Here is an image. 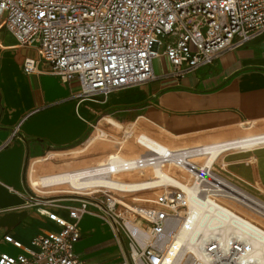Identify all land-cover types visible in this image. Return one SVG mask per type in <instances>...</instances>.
I'll use <instances>...</instances> for the list:
<instances>
[{
	"label": "built area",
	"instance_id": "obj_1",
	"mask_svg": "<svg viewBox=\"0 0 264 264\" xmlns=\"http://www.w3.org/2000/svg\"><path fill=\"white\" fill-rule=\"evenodd\" d=\"M0 27L18 46L33 47L52 73L76 79L77 98H105L153 79L152 63L161 55L171 74L180 77L245 45L264 31V0H0ZM37 62L23 58V70L33 72ZM215 145L170 150L161 162L188 174L192 200L206 212L200 229L187 193L178 186L163 185L144 200L148 204L137 205L106 187L81 188L69 196L30 185L31 193L22 195L25 206L35 207L57 228L38 232L27 245L4 236L21 252H0V264H91L75 249L80 222L88 215L109 228L119 252L116 264H262L252 240L264 234V226L241 210L264 212L236 199V189L264 201L245 190L253 184L222 163L208 162L206 154ZM155 157L123 162L122 171L152 167Z\"/></svg>",
	"mask_w": 264,
	"mask_h": 264
},
{
	"label": "crops",
	"instance_id": "obj_2",
	"mask_svg": "<svg viewBox=\"0 0 264 264\" xmlns=\"http://www.w3.org/2000/svg\"><path fill=\"white\" fill-rule=\"evenodd\" d=\"M30 49L18 46L6 30L0 33V252H21L4 236L27 245L38 232L57 228L25 206L22 195L31 193L33 180L98 162L113 150L98 143L99 136L114 142L126 128L171 150L225 144L214 164H224L264 194V31L180 77L161 55L152 63L153 79L105 98H77V80L52 73ZM26 57L38 60L31 73L22 67ZM17 125V137L3 146ZM148 189L155 187L122 192L142 205ZM57 213L66 217L62 209ZM80 230L75 249L82 258L91 264L119 262L118 247L100 219L85 216Z\"/></svg>",
	"mask_w": 264,
	"mask_h": 264
},
{
	"label": "bare ground",
	"instance_id": "obj_3",
	"mask_svg": "<svg viewBox=\"0 0 264 264\" xmlns=\"http://www.w3.org/2000/svg\"><path fill=\"white\" fill-rule=\"evenodd\" d=\"M261 141V140H259ZM137 142L146 148L147 153L149 156H156L158 158L157 161L155 159L154 165L152 166L155 172L153 176L154 179L142 182H121L115 180L112 176L118 174L122 171V163L123 162H133V160L123 159L119 154L113 153L108 156V159L105 163L100 164L99 166L95 167L94 169H83L76 172H69L64 174H59L57 176H51L42 178L40 180H33L30 183L31 186L34 188L39 186H51L57 184L67 183L68 185L72 186L76 189L81 188H101L106 187L109 189L117 190V191H134L139 188H152V187H159L163 185H174L180 187L184 190L189 199L190 205L195 213L198 216L197 219V227L200 229L201 223L205 218V210L203 209L202 205L196 203L192 200L194 196V189L185 183H182L180 180L169 176L166 172L163 171L162 166V157L167 155L171 149L162 146L161 144L155 142L154 140L150 139L145 135H141ZM221 147H226L225 144L215 145L212 149L209 150V154H206L208 158V162L215 159V157L221 151ZM141 157V156H139ZM138 157V158H139ZM31 180V179H30ZM235 198L240 199L244 204L247 206L249 205H256V207L262 208L264 211V207L261 203L254 197L246 194L243 190L236 189ZM243 231H245L243 229ZM193 233L187 238L188 243L191 242L193 238ZM252 245L254 247L255 253L259 256V261L264 264V234L261 232L257 233V236L254 237L252 240Z\"/></svg>",
	"mask_w": 264,
	"mask_h": 264
},
{
	"label": "rangeland",
	"instance_id": "obj_4",
	"mask_svg": "<svg viewBox=\"0 0 264 264\" xmlns=\"http://www.w3.org/2000/svg\"><path fill=\"white\" fill-rule=\"evenodd\" d=\"M4 28H0V33H4ZM159 52L162 51V48L159 47L158 49ZM28 54L31 56L35 55L34 48L31 47L29 50ZM139 133L137 132L136 129L131 128H126L125 131L123 132V136L119 138H113L114 142H111L109 140H112L109 136L102 134L99 136V139L97 140L98 143H101L105 148L110 147L113 150L106 153L98 162L86 166V168H93L97 167L100 164H103L107 161L108 156L113 153L119 154L123 159L127 160H133L135 158H138L141 155H144L147 153V150L145 147L140 145L137 140ZM96 141V142H97ZM79 153H75L72 156H78ZM153 167H146L144 169H133L129 171H121L116 175H113L112 177L121 182H140V181H145V180H151L154 179L155 172L153 170ZM163 171L166 172L169 176L175 177L176 179L180 180L182 183L188 181V174L183 171L180 168H176L171 165H164L163 166ZM76 172V171H75ZM69 173V172H67ZM145 176V178H143ZM45 190H49L50 192L52 191H66V194H69V191H76L77 189L73 188L72 186L68 185L67 183H63L61 185H54L46 188H42ZM163 189V186L161 188H155V189H148L143 192H145L144 195H141L144 199H152L156 194H158L161 190ZM245 190L250 192L251 194L257 196L261 200L264 201V194L260 193L257 189L252 188V187H245ZM80 191V190H77ZM83 191V190H82ZM112 192L118 196V197H125L127 200H130L129 198L132 197L130 192H122V191H117V190H112ZM72 196V195H71ZM144 204H148L147 202H140ZM262 204V203H261ZM264 207V205L262 204ZM259 208V207H258ZM257 208V209H258ZM245 216H248L249 218H253L257 223H259L261 226H264V216L262 214H258L255 212L253 214H250V212L246 210H241ZM259 212H264L262 208L258 209Z\"/></svg>",
	"mask_w": 264,
	"mask_h": 264
}]
</instances>
